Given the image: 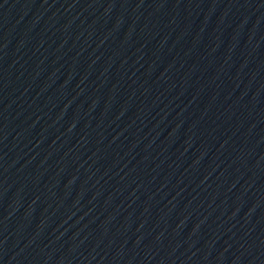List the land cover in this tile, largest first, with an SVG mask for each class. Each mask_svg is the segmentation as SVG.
<instances>
[{
	"label": "water",
	"instance_id": "1",
	"mask_svg": "<svg viewBox=\"0 0 264 264\" xmlns=\"http://www.w3.org/2000/svg\"><path fill=\"white\" fill-rule=\"evenodd\" d=\"M261 12L264 0H0V90L139 63Z\"/></svg>",
	"mask_w": 264,
	"mask_h": 264
}]
</instances>
